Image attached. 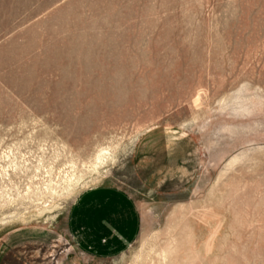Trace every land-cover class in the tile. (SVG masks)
<instances>
[{
	"label": "rangeland",
	"instance_id": "374dc122",
	"mask_svg": "<svg viewBox=\"0 0 264 264\" xmlns=\"http://www.w3.org/2000/svg\"><path fill=\"white\" fill-rule=\"evenodd\" d=\"M101 186L112 255L69 226ZM0 264H264V0H0Z\"/></svg>",
	"mask_w": 264,
	"mask_h": 264
},
{
	"label": "crops",
	"instance_id": "0c3cea01",
	"mask_svg": "<svg viewBox=\"0 0 264 264\" xmlns=\"http://www.w3.org/2000/svg\"><path fill=\"white\" fill-rule=\"evenodd\" d=\"M69 226L81 249L91 254L112 255L134 242L140 214L127 192L101 186L80 197L71 210Z\"/></svg>",
	"mask_w": 264,
	"mask_h": 264
}]
</instances>
